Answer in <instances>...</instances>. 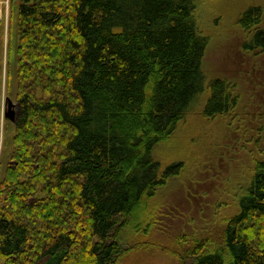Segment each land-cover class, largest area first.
<instances>
[{
  "label": "trees",
  "instance_id": "16d2710c",
  "mask_svg": "<svg viewBox=\"0 0 264 264\" xmlns=\"http://www.w3.org/2000/svg\"><path fill=\"white\" fill-rule=\"evenodd\" d=\"M203 1L11 0L6 76L0 21V128L3 99L15 101L14 123L3 118L15 133L0 264H120L143 248L123 240L137 204L182 169L157 160L159 145L199 104L207 119L236 105L231 85L204 71ZM261 15L240 19L247 49L264 50ZM235 206L220 233L181 244L184 264H264V150Z\"/></svg>",
  "mask_w": 264,
  "mask_h": 264
},
{
  "label": "rangeland",
  "instance_id": "374dc122",
  "mask_svg": "<svg viewBox=\"0 0 264 264\" xmlns=\"http://www.w3.org/2000/svg\"><path fill=\"white\" fill-rule=\"evenodd\" d=\"M250 8L261 9L258 29L264 30V0L203 1L200 27L209 39L204 71L209 80L231 85L235 109L221 118L207 119L199 104L174 136L159 145L157 160L164 167L181 163L182 169L156 199L143 198L137 204L123 240L143 248L131 250L120 264H184L177 254L184 241L215 236L225 219L236 213L237 195L248 185L252 161L264 150V50L246 48L253 33L240 23ZM12 16L11 0H5L0 7V21L5 22V76L11 38L17 34ZM4 89L5 94L6 84ZM8 111L4 98L0 178L11 162L15 133L14 126L3 120ZM11 111L13 116L14 108Z\"/></svg>",
  "mask_w": 264,
  "mask_h": 264
},
{
  "label": "water",
  "instance_id": "95a60500",
  "mask_svg": "<svg viewBox=\"0 0 264 264\" xmlns=\"http://www.w3.org/2000/svg\"><path fill=\"white\" fill-rule=\"evenodd\" d=\"M12 107H13V105L10 104L9 105V111L6 112L5 117L8 118L11 122L14 123V117L11 115L12 114V111H11ZM10 111H11V113H10Z\"/></svg>",
  "mask_w": 264,
  "mask_h": 264
}]
</instances>
